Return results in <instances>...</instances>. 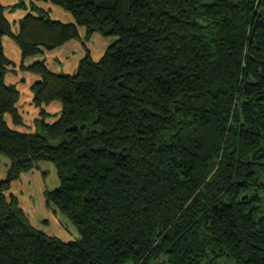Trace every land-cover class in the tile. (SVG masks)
<instances>
[{"label": "trees", "instance_id": "obj_1", "mask_svg": "<svg viewBox=\"0 0 264 264\" xmlns=\"http://www.w3.org/2000/svg\"><path fill=\"white\" fill-rule=\"evenodd\" d=\"M47 1L72 20L0 0V264H264V0ZM97 34L108 47L74 73L25 64ZM6 36L38 76L33 131ZM40 162L65 236L10 192Z\"/></svg>", "mask_w": 264, "mask_h": 264}, {"label": "rangeland", "instance_id": "obj_2", "mask_svg": "<svg viewBox=\"0 0 264 264\" xmlns=\"http://www.w3.org/2000/svg\"><path fill=\"white\" fill-rule=\"evenodd\" d=\"M22 1L25 2L24 10L26 11H30V10L33 11V9H35L37 5L40 6L41 4L52 6V8L54 9L58 8L54 4L48 2L47 0H1V2L5 5L7 9H10V6L12 4H16L17 2H22ZM59 10L61 9L59 8ZM20 11L21 10L17 9V11L15 12H17V14H21ZM50 12L53 13L51 9ZM83 35L84 34H82V36ZM7 38L8 39L5 40V51L7 50V52L11 55V57H13L11 54V47H12L13 49H15L17 54H22L21 49L17 45L16 41L13 42V38L11 36H7ZM84 40L85 39H81L79 41H84ZM85 41H89L88 48L90 49V51H92L93 49L94 51H97L98 57H100L104 53L106 45L102 40L87 39ZM68 48H69V42L63 45L62 52L64 53V56ZM64 56L60 60L61 68H66L65 64L64 63L62 64V61H64ZM78 56L80 57V55ZM69 57L70 56H68L67 59H69ZM81 59L82 57L80 58V60ZM21 64H22L21 60L18 61L13 59V64L10 65L7 70V74H9V79L15 78L18 80H25L24 77L26 73H30V72L26 69H23ZM68 64L72 65L71 60L68 61ZM60 72H65V70L62 69ZM32 76H35L36 79L38 78L37 74L36 75L30 74L28 81L30 82L32 81L33 78ZM15 79H13L12 81H14ZM21 103L22 101L20 100L19 102L20 105L18 106H20L19 109L20 112L22 113V119L24 123L25 124L27 123L28 127H30V129H32L33 131V128L35 127V122L37 121V119H39L42 116L41 107L37 106L38 108L35 109V107L34 108L31 107L29 104H25L23 108ZM9 119L11 121V118ZM7 167H8L7 163L3 162L0 167V178L3 177L4 174L6 173ZM58 185H59V178L57 176V171L55 167L53 165L46 164L45 162H40L37 164L36 168L32 169L31 171L23 173L21 177L12 184L10 192L14 193L18 197L19 199L18 201L20 203L21 208L26 212V215L30 219V223L33 226L37 227L39 230L50 235L57 234V235L65 236L64 235L65 230L62 229L63 225L59 226V224L55 222L54 213L49 207L48 202L45 200V196L47 195V190L48 189L51 190V188L57 187ZM68 224L70 225V227L72 226L75 228L73 224L70 223ZM74 232L77 233L76 228ZM72 236H76V235L73 234ZM227 258L228 257L221 259L220 261H218V264H238L235 259L231 258L232 261H228Z\"/></svg>", "mask_w": 264, "mask_h": 264}, {"label": "crops", "instance_id": "obj_3", "mask_svg": "<svg viewBox=\"0 0 264 264\" xmlns=\"http://www.w3.org/2000/svg\"><path fill=\"white\" fill-rule=\"evenodd\" d=\"M41 5H44L45 7L49 8V10L51 9L53 12L52 14L55 15L56 17L62 19V20H67V21L72 20V16H70V14L63 11L61 8H60L61 10H59V7L57 9H54V8H52V6H49V5H45V4H41ZM19 10H21V9H19ZM20 13L21 14H17V12L14 11V12H10L8 14L10 19L13 21L15 32L19 31V20L26 14V12L24 10H21ZM81 32H82V34H85L86 30L81 29ZM6 39H8L7 36L5 37V40ZM94 39L102 40L106 45L105 50L110 43L106 37L101 36L100 34L93 36L90 40H94ZM5 40H4V45H5ZM13 42H15L14 39H13ZM88 43H89V41H85V40L84 41L73 40V41L69 42V48L66 50L65 56H64V53L62 52V48H63V46H62L61 48L56 49V50L45 51L43 54L39 55L38 57L28 58V59H26L25 64H29V63L33 62L35 59H43L47 62L50 69H52L54 71L60 72L63 69V70H65L66 73H74L77 71V69L79 67V64H80L79 61H81L80 58L81 57L83 58V56L85 57L88 52H90L92 57L96 60L99 59L103 55L102 54L100 57H98L97 51H94V49L92 51H90V49L88 48ZM74 46H75V49H74ZM6 52H7V50H6ZM11 54L13 57H11V55L7 52V55H8V57L11 58V60H13V59L18 60V61L21 60V62H22V60H23L22 54H17L15 49H13L12 47H11ZM78 55H80V57ZM14 56H15V58H14ZM63 56H64V61H62V64L64 63L66 68L60 67L61 66L60 60ZM68 56H70L69 59H67ZM69 60H71L72 65L68 64ZM30 74L31 73H26V75L24 77L25 80H18L15 78L9 79V74H8L7 80H8V82L19 85V89L22 90V92L24 93L23 98H22V103H21L23 108H24L25 104H29L31 107H33V108L35 107V109H37L38 107L33 103L34 93L31 89L33 83L37 79L35 78V76H32L33 77L32 81L31 82L28 81ZM13 79H15V80L12 81ZM45 107H46L45 108L46 111L51 113V114H56V113L60 112V109H61V105L57 102L51 103ZM29 129H30V127H29ZM33 129H35V127Z\"/></svg>", "mask_w": 264, "mask_h": 264}]
</instances>
